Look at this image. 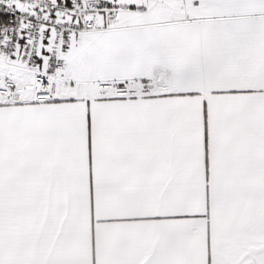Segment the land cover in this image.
<instances>
[{"label": "snow or ice", "instance_id": "obj_1", "mask_svg": "<svg viewBox=\"0 0 264 264\" xmlns=\"http://www.w3.org/2000/svg\"><path fill=\"white\" fill-rule=\"evenodd\" d=\"M0 264H264V0H0Z\"/></svg>", "mask_w": 264, "mask_h": 264}]
</instances>
